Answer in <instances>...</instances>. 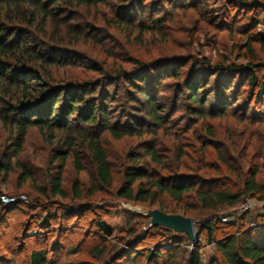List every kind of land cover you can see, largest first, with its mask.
I'll list each match as a JSON object with an SVG mask.
<instances>
[{
	"label": "rangeland",
	"instance_id": "rangeland-1",
	"mask_svg": "<svg viewBox=\"0 0 264 264\" xmlns=\"http://www.w3.org/2000/svg\"><path fill=\"white\" fill-rule=\"evenodd\" d=\"M61 4L59 8H49L53 9L49 17L39 15L31 28L37 42L47 40L73 55L70 64L53 65L47 72L58 82L101 79L98 81L102 86L97 90L105 85L109 96H116L109 102L108 121L115 132L123 134L117 137L103 127L70 121L74 150L63 171V194L53 195L51 176L56 171L55 156L59 150H66L65 132L55 130L51 137L48 131L33 126L16 153L9 146L10 129L0 122V161L6 157L12 162L11 172L0 175V264H30L34 250L44 251L46 264H185L197 243L201 264H223L214 242L207 243L202 230L206 219L212 218L214 223L213 212L197 210L187 215L193 220L197 238L192 244L183 233L174 235L171 230L151 228L144 210L157 207L128 200L119 190L131 157L142 156L145 149L151 148L166 165L160 170L163 174L233 177L224 170L203 172L199 162L203 143L210 153L208 165L222 155L242 163L248 173L258 171V181L264 179V97L258 98L257 88L251 89L246 82L249 66L264 78V38L250 37L264 34V0ZM0 16L5 18L3 12ZM54 33L57 35H50ZM139 62L149 69L147 88L162 106L161 116L165 119V127L145 124L142 134L133 128L138 112L130 102V97L142 101V96L121 80L107 84L101 77L102 72L119 69L135 74ZM219 64L242 68L225 74L215 69ZM34 65L41 71L39 64ZM178 70L177 78L165 76ZM161 71L165 72L157 76ZM195 73L206 98V114L202 117L194 114L196 103L177 99L185 92V80ZM212 111L214 117L210 116ZM99 130L111 167L108 186L96 182L84 137L85 133ZM179 151L184 156L177 159ZM74 157L81 170L76 168ZM142 159L149 160L146 155ZM16 161L29 172L30 180H19L21 168ZM250 199L253 205L249 210L238 205L219 213L222 223L234 224H213L215 239L222 230L236 231L238 225L243 229L257 228L259 216L264 215V200ZM188 200L186 203L192 204ZM223 216L228 217L226 221L221 219ZM97 220L107 227L109 235L97 226ZM149 252L161 256L149 259L145 256ZM173 252L175 255L168 260V254Z\"/></svg>",
	"mask_w": 264,
	"mask_h": 264
},
{
	"label": "trees",
	"instance_id": "trees-1",
	"mask_svg": "<svg viewBox=\"0 0 264 264\" xmlns=\"http://www.w3.org/2000/svg\"><path fill=\"white\" fill-rule=\"evenodd\" d=\"M100 1L104 0H0V15L3 12L5 16V18L0 16V122L10 129L11 145L9 146L13 147V152L16 153L21 150L28 129L33 126L48 131L51 137L55 130L65 132L66 139L63 144L66 150H59L55 156L57 166L55 173L51 176L53 195L63 194L61 188L63 171L66 160L74 150V139L70 135L72 132L70 121L82 126L86 124L92 127H103L117 137H120L123 132H115L108 121L111 108L109 102L115 100V94L109 96L105 85L97 90L99 86H102L99 82L101 79L56 81L47 72V68L62 63L70 64L73 55L60 47L51 45L47 40L37 42L38 39L34 37L31 28L39 15L42 18L50 16L53 10L49 9L51 6L59 8L58 4L61 3L60 6H66V4L92 5ZM138 1L143 2V0ZM158 19L159 17L156 18ZM50 35L54 37L57 33ZM250 37L251 39L264 38V34L256 33ZM40 46H44V49ZM247 46L251 51L250 42ZM35 63L41 66V71L34 65ZM241 68L242 66L224 64L215 67L216 70H221L225 74ZM250 68L251 66H249L246 82L251 89L257 88V97L262 98L264 97V78ZM136 72L130 74L120 69L110 70L102 72L101 77L106 79L107 84L121 80L127 84L129 89L142 96V101L130 97L132 107L138 112L136 114L138 118L134 117L133 128L142 134L146 131L143 128L145 124L149 123L161 128L165 127V119L161 116L162 106L147 88L149 69L139 62ZM163 72L165 71L157 72L156 75H161ZM169 74L165 76L177 78L180 76V71ZM184 84L185 92L183 96L177 95V99L183 98L187 103H196L194 114L205 116L206 98L203 97L198 74L190 75V79L185 80ZM210 116L214 117L215 113L210 112ZM79 130L85 132L81 127ZM99 133L100 130L90 135L85 133L84 137L88 142V154L94 164L96 182L108 186L112 179L111 167ZM201 146L199 162L204 169L203 172L207 170L221 173L224 170L233 177L225 179V177H213L203 173V175L193 177H187L184 174H163L160 170L166 169V165L160 155L151 148L145 149L142 154L149 158L148 161L143 159L141 161L142 156L140 155L137 158L136 156L131 157V164L124 170V184L119 190L120 195L128 200L155 205L157 209L165 213L187 216L195 214L197 210L213 212L214 223L212 218L206 219L202 230L206 232V242H214L222 263L264 264V215L259 216L256 223L257 230L253 227L243 229V225H238L236 231L233 232L222 230L216 239L214 235L216 225H213L220 223L226 227L234 224L220 221L219 213L223 209L237 207L248 198L264 200V179L261 182L258 181V171L252 170L248 173L242 163H236V160L226 159L222 155L216 163L208 165L206 159L210 153L206 150V144L203 143ZM176 155H179L177 159H180L184 156V152L179 151ZM3 158L0 161V175H8L12 170V162L6 157ZM74 158L76 168L81 170L79 160ZM15 164L21 168L19 180L22 182L30 180L31 175L26 168L17 161ZM177 168H180V165ZM187 200L192 204H187ZM193 204L197 209H194ZM96 224L109 235V230L102 221L97 220ZM154 227L170 230L161 226ZM255 230L257 233L254 232ZM199 248L198 243L194 245L188 253L185 264H201ZM174 255L175 252L168 254V260H171ZM145 256L150 259L161 255L158 252H149ZM133 258L134 255H131L129 260L132 261ZM29 260L30 264H46V255L43 250H34L31 251Z\"/></svg>",
	"mask_w": 264,
	"mask_h": 264
},
{
	"label": "water",
	"instance_id": "water-1",
	"mask_svg": "<svg viewBox=\"0 0 264 264\" xmlns=\"http://www.w3.org/2000/svg\"><path fill=\"white\" fill-rule=\"evenodd\" d=\"M144 216L149 218V226H161L170 229L174 234L183 233L193 244L197 238L193 220L189 216L177 213H165L157 208H145Z\"/></svg>",
	"mask_w": 264,
	"mask_h": 264
},
{
	"label": "built area",
	"instance_id": "built-area-1",
	"mask_svg": "<svg viewBox=\"0 0 264 264\" xmlns=\"http://www.w3.org/2000/svg\"><path fill=\"white\" fill-rule=\"evenodd\" d=\"M252 205H253V200L250 199V198H248L243 203L240 204V207L239 208L244 209V210H249ZM227 218H228L227 216H223L221 219L223 221H226Z\"/></svg>",
	"mask_w": 264,
	"mask_h": 264
}]
</instances>
